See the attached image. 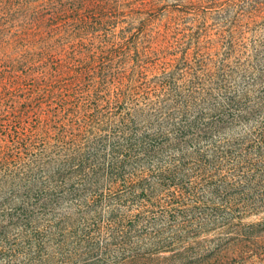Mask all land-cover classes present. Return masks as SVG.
I'll use <instances>...</instances> for the list:
<instances>
[{
    "label": "trees",
    "instance_id": "16d2710c",
    "mask_svg": "<svg viewBox=\"0 0 264 264\" xmlns=\"http://www.w3.org/2000/svg\"><path fill=\"white\" fill-rule=\"evenodd\" d=\"M263 195L264 0H0V264L209 255Z\"/></svg>",
    "mask_w": 264,
    "mask_h": 264
},
{
    "label": "rangeland",
    "instance_id": "374dc122",
    "mask_svg": "<svg viewBox=\"0 0 264 264\" xmlns=\"http://www.w3.org/2000/svg\"><path fill=\"white\" fill-rule=\"evenodd\" d=\"M255 26H260V22L255 21L251 25L253 28ZM258 210L249 213L246 219L248 225L254 226L256 237L233 241L227 245H211L208 248L209 255L190 256L173 264H264V207ZM29 260L20 259L13 264H35V261Z\"/></svg>",
    "mask_w": 264,
    "mask_h": 264
}]
</instances>
